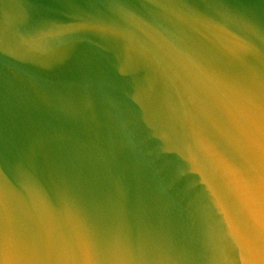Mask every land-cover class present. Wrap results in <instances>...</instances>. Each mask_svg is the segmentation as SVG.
<instances>
[{"label": "water", "instance_id": "1", "mask_svg": "<svg viewBox=\"0 0 264 264\" xmlns=\"http://www.w3.org/2000/svg\"><path fill=\"white\" fill-rule=\"evenodd\" d=\"M0 264H264V0H0Z\"/></svg>", "mask_w": 264, "mask_h": 264}]
</instances>
